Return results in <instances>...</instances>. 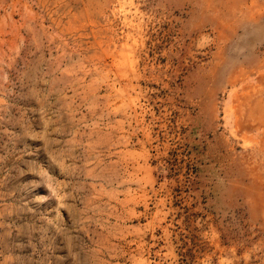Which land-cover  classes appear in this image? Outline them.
Returning a JSON list of instances; mask_svg holds the SVG:
<instances>
[{"label":"rangeland","instance_id":"1","mask_svg":"<svg viewBox=\"0 0 264 264\" xmlns=\"http://www.w3.org/2000/svg\"><path fill=\"white\" fill-rule=\"evenodd\" d=\"M0 264H264V0H0Z\"/></svg>","mask_w":264,"mask_h":264}]
</instances>
